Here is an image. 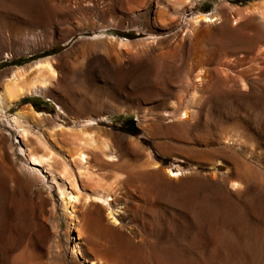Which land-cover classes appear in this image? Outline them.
<instances>
[{"label": "rangeland", "instance_id": "374dc122", "mask_svg": "<svg viewBox=\"0 0 264 264\" xmlns=\"http://www.w3.org/2000/svg\"><path fill=\"white\" fill-rule=\"evenodd\" d=\"M116 1L107 18L76 13L53 23L50 0H0V46L29 45L43 35L38 51L7 59L11 50L4 48L0 83L44 58L58 59L59 72L50 95H27L0 119V264H264V24L256 12L264 0H196L179 9L168 0ZM241 8L255 11L240 15ZM212 12L222 14L212 24L189 20ZM159 16L168 22L159 25ZM94 33L125 42L113 53H121L116 68L82 52ZM28 105L46 115L25 122L29 149L38 156L53 149L57 180L76 178L81 189L73 222L57 180L31 164L8 126L7 118ZM185 109L188 118L173 116ZM88 118L99 122L88 129L118 149L111 161L100 147L87 157L96 183L110 189L116 225L90 197L102 189L94 188L95 173L79 175L73 141L54 131L56 123L75 128ZM174 166L186 173L164 180V168Z\"/></svg>", "mask_w": 264, "mask_h": 264}, {"label": "bare ground", "instance_id": "6f19581e", "mask_svg": "<svg viewBox=\"0 0 264 264\" xmlns=\"http://www.w3.org/2000/svg\"><path fill=\"white\" fill-rule=\"evenodd\" d=\"M65 1H67V0H50V2L48 4V7H49L48 11H49L50 21H53V23L54 22L57 23V21L60 19V17H65L66 15H72V14H76V13H91L93 15H98V17L100 16V17L107 18L108 10L109 11L110 10L114 11L115 8H116V4H117L116 0H109L110 3L109 2H108L109 4L106 3L105 5H107V8H105V7L101 6L99 4L100 1L98 2L97 0H75L76 1V4H75L76 8H69L67 5H65ZM120 1H121V3L126 2V0H120ZM168 1L172 2V5H173L172 7H174V8L178 7V9H179V7H181V6L185 5V4H193L194 2L196 3V0H168ZM129 2H130V0L127 1V4L130 5ZM10 5H12V4H10ZM256 7L257 6H255V8ZM255 8H253V9L251 8V11H255L254 10ZM246 10L247 9H245V8H241L239 10L238 14L239 13H240V15H242L243 13L246 14L245 12H243V11H246ZM248 10H247V12H251V11H248ZM256 10H257L256 12L258 14H260L259 15L260 17L256 16L257 13H255V17L256 18L255 17H252V18L254 20H257V18L259 17L260 22L256 21V23L258 22L259 24H262V23L264 24V4H262L261 6H258L256 8ZM221 15H220L219 12L201 13V14H196V15L191 16L189 20L193 24L194 27H196V26L199 27V25H201V24H206V25L207 24H212L216 19L221 18ZM49 17H48V19H49ZM21 18H22V16H21ZM21 18H20V20H21ZM238 18H239V16L235 15V17L233 18L234 19L233 22L239 21ZM154 19H156L154 21H156L161 26L165 25L166 22H168L167 18L164 19V18H162L160 16L157 17V18H154ZM25 20H26V18H25ZM173 20H171V21H173ZM110 22H109L108 25L100 26L101 27L100 31H106L107 28H108L106 26L113 25ZM218 23H222V22H218ZM227 23L228 22L226 20L225 25ZM0 25H2L0 28L3 29L4 28L3 23L0 22ZM100 25H102V24H100ZM56 26H58V25L56 24ZM42 36L43 35H41V34H34V38L32 40V43H30L29 45H27V44L26 45L25 44H17L15 42L13 44L12 43L11 44L10 43L3 44V45L0 46V55L4 54V48H6V49L9 48L11 50L10 52L7 53L6 56H4L7 59H8V57L9 58H13L14 56H16L18 54H26V53H32V52L38 51V49L40 48V46L38 47V44H39V41L43 39ZM0 38L4 39V37H1V36H0ZM11 40H12V38H11ZM11 40L8 39V41H11ZM123 42H124L123 40H118V39H116L113 36L110 37V36H105V35H101V34H98V33H94V36L92 37V41L90 43L88 42V44L86 43L87 45L85 46V48L83 49L82 52H85L86 54H88V55H90V56H92V57H94L96 59L104 61L109 66L112 65V66H114L116 68L118 66L117 62H120L119 56H120L121 53H119V56H117L116 58H114L113 53H114V51L116 52L115 49L118 48V45L121 46ZM123 44H125V42ZM114 54L116 55V53H114ZM122 58H123V56H122ZM57 60L58 59L50 60L49 58H44V59L37 60L30 67H28V68H17L15 70L11 71L8 75H6L2 79V81L0 83V119H3V117L7 116L6 113H5V111L7 109L9 110L11 106L16 104L18 101H20L25 96H27V95L48 96V95H50L52 93L51 86L55 84V81H56L55 79L59 75V72H58V70H57V68L55 66V63L57 62ZM199 79H200V76H199ZM44 115H45L44 112H39L32 105H28L26 108H24L22 110H19L18 112L14 113L13 116L10 119L7 118V122H8V126H11L12 128L16 129L18 134L20 135V137H21L20 150L27 156V158L30 160L31 164H34V165L42 164V166H44V168H46V172L50 173L51 176L53 177V179L56 182V180L58 179V177H60V175L57 176V173H56L57 171H55V170H57V169H55V168H57V167H55V166H57V164L55 165V164L52 163V159L55 158V156H56L55 152H54V154L50 153V152H53V149L50 148V149H52V151H49V153H47V155H44V156L43 155L42 156L39 155L38 156V154H36V153L34 154L31 151V149H29L28 144L26 142V140H28L27 136H28V131L29 130H28L27 125H26L25 122L28 123L30 120L34 121V123H35V121L39 122L41 120V118L42 119H43V117H44V119L46 118L45 117L46 115L45 116ZM173 116L177 117V119H179V120H183V119H186V118H188L190 116V111L188 109H185L184 111L180 112L179 115L178 114L177 115L174 114ZM98 123H99L98 119L88 118V119H85L78 127L76 126L75 128L63 126L62 124H59V123H56L53 126V127H55L54 131L57 129V132L59 131V135L61 134L66 141H69V139H71L73 141V143H72V144H74L73 151H74V155L77 157L76 158L77 160H75V161H77L79 163V164L77 163L78 165L76 167L78 168V171H80L79 172L80 176L82 175L83 170H85V172L83 173V174H85L90 167L94 169V167L91 166L90 164H89L90 167H89V165H87L88 164V158L87 157L89 156V151H93V149H95L97 147H100V152H101V154L103 156H101L99 154L100 152L99 153L97 152L98 155L95 154V152L98 151L99 149H95V152H93V153L95 155L99 156V157L101 156V158H105V159L108 158V160H110V161H111V159H113V158H115L117 156L116 153H117L118 149H116V147L113 146V144L107 139V137L106 138H98L96 136V131L97 130H95V134H94V131L92 132V131H90L88 129V128H91V130H92V128H94L95 125H97ZM53 127H52V129H53ZM94 129H96V128H94ZM54 135H55V133H54ZM63 137L60 136V139H62ZM71 140H70V143L72 142ZM75 143H76V146H75ZM134 143H135L136 147L141 149L142 146L140 145L139 142L136 141ZM142 150H145V149H142ZM148 152H147L148 157H149V159H151L150 153H148ZM53 155H55V156L53 157ZM74 155H73V152H72L71 155H69V156H74ZM147 161H148V159H147ZM149 163H150V166H152V167L153 166H157V164H158V162H156V161L154 162L153 159H151L150 162L148 161V164ZM91 168H90V171L92 170ZM66 170H68V169L66 168ZM69 170H68V173H69ZM33 171H35V170H33ZM92 172H94V171L92 170ZM92 172H91V174H92ZM96 172H94L95 176L93 174L91 176V177H93L92 178L93 182L95 181V179L99 178V175L96 178V175H97ZM156 172H158V171H156ZM160 172L161 171H159V173ZM164 172L167 173V174H162V175H165L164 176L165 177L164 180H166V178H168L169 180L178 179V178H180L182 175H184L186 173L184 171V168H182L180 166H176V167L174 166L171 169H167V170H165V168H164ZM164 172H162V173H164ZM63 173L60 172V174H63ZM65 173L67 174L66 171H65ZM68 175H69L68 178L71 179L72 178V177H70L71 174L69 173ZM154 175L158 176L157 173L155 174V172H154ZM166 175H167V177H166ZM160 176H161V173H160ZM94 177H95V179H94ZM66 178L67 177L62 176L60 178L61 181L59 182L57 180L58 184L57 183L56 184L58 185L59 189L61 190L60 194L62 195V199L61 200L64 203L65 214H67V217L69 218L68 219L69 222H73L72 219L74 217L72 218V216H73V213L75 214V212H74L75 211L74 210L75 207L74 206H75V203L77 202V200L79 201V199L81 198V193L82 192H81V189L78 187V184H76V181H74L76 178L74 180L73 179L72 180H68ZM84 178H85V176H84ZM89 178L90 177H88V179ZM88 179H86L87 183L89 181V183H90L89 186L91 187L92 186L91 182H90L91 180L90 179L88 180ZM162 179H163V176H162ZM97 181H99V179H97ZM238 182L236 180V182L233 183V186H238L240 184ZM85 183L86 182L84 181V184ZM98 183H96V181L94 182V184H95L94 188L95 189H96V186L99 185ZM0 186H1V184H0ZM99 188L101 189L102 187L99 185ZM99 188H97V189H99ZM104 188H102L101 190H97L96 193H92L90 197L94 200V202L97 201V202L102 204V206L105 208V212H106L109 220L111 221V223H113L115 225L119 224L120 222H119V220L117 218L118 217L117 216L118 210L113 209L112 205H111L112 196H111V194L109 192L110 189L108 191H106L107 188H105V190H103ZM0 189H1V187H0ZM2 190H3V188H2ZM94 192H95V190H94ZM83 194L87 195V192L83 193ZM86 195H84V196L86 197ZM88 196L86 198H88ZM86 198H84V200ZM91 221H90V223H92ZM98 223H100V221L98 222L97 219L93 221V227H95L97 230H98V228L100 229V227H103V226H101ZM70 225H69V227H70ZM106 229L108 230V228H106ZM103 230H105V229L103 228ZM78 232H79V230H78ZM105 232H106V230H105ZM55 246L53 245V248ZM71 247H72L71 248V255H72L71 257L76 258V256L78 255V252H80V250H79L80 246L74 240V242H72V246ZM54 251H55V249H54ZM54 254H53V256H54ZM57 255L58 254H56V256ZM27 260L31 261V259H29V257H27ZM129 260H132V259L130 258ZM26 262L27 261L25 260L24 264ZM28 263H30V262H28ZM36 264H39V263H36ZM125 264H132V262L130 261V263H128V262L126 263V260H125Z\"/></svg>", "mask_w": 264, "mask_h": 264}]
</instances>
